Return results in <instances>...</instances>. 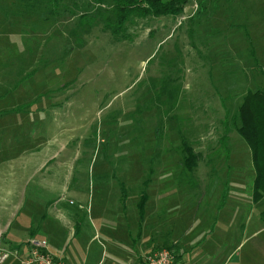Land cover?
Instances as JSON below:
<instances>
[{
	"label": "rangeland",
	"instance_id": "374dc122",
	"mask_svg": "<svg viewBox=\"0 0 264 264\" xmlns=\"http://www.w3.org/2000/svg\"><path fill=\"white\" fill-rule=\"evenodd\" d=\"M81 15L90 28H77ZM105 17L109 3L0 0V194L28 185L15 222L0 202V225L32 214L44 228L88 213L97 180H148L136 188L142 214L161 197L167 223L195 245L189 256L225 245L223 259L264 264V196L252 202L251 153L236 133L244 96L264 86V0H189L176 18L132 17L122 40ZM22 134L35 164L64 148L25 185ZM184 143L200 156L192 172ZM53 181L79 185L83 200H58Z\"/></svg>",
	"mask_w": 264,
	"mask_h": 264
},
{
	"label": "crops",
	"instance_id": "0c3cea01",
	"mask_svg": "<svg viewBox=\"0 0 264 264\" xmlns=\"http://www.w3.org/2000/svg\"><path fill=\"white\" fill-rule=\"evenodd\" d=\"M21 136V155L26 157V163L24 161L22 167L25 180L21 181V185H25L29 184L28 177L44 170L50 161L56 160L63 153L64 148L44 154L35 164L32 156L33 137L31 134ZM68 182L53 181L51 184L53 191L58 194V200L62 199L60 194H71L78 200H83L79 185H69ZM144 182L118 178L97 180L95 186L98 192L95 193L94 204L91 203L88 213L66 212L60 217L61 222L55 224V221L46 220L48 226L44 228L29 214L27 222L17 223L15 227L13 223L1 224L0 236L4 245L9 248L20 247L32 239L45 241L50 254L64 264H143L147 257L162 248L175 255L176 264H240L232 262L230 257L222 258L225 245L216 246L214 252L189 256V251L194 250L195 245L189 243L188 233L179 238L174 225L167 223L171 222L172 214L157 194L153 196L155 203L152 212L146 216L144 209L142 216L135 217L130 209L134 206L138 208L141 193L137 194L136 188L140 185L145 187ZM10 184L3 187H17L13 181ZM49 185L47 183L48 187ZM22 187L27 188L28 185ZM22 187L17 194L11 189L2 190L0 194V202L11 205V222H15L20 212V207L16 204L27 201L25 198L28 194L25 195L26 190ZM129 187L133 188L132 192ZM30 199L29 202L34 200ZM7 264H18V261L12 258Z\"/></svg>",
	"mask_w": 264,
	"mask_h": 264
},
{
	"label": "trees",
	"instance_id": "16d2710c",
	"mask_svg": "<svg viewBox=\"0 0 264 264\" xmlns=\"http://www.w3.org/2000/svg\"><path fill=\"white\" fill-rule=\"evenodd\" d=\"M100 6L110 4L112 19L104 18L105 29L109 30L115 39L122 40L125 34V26L132 17L145 18H176L183 13L189 0H90ZM99 14V13H98ZM101 15V14H99ZM78 29L91 27L93 21L85 15L78 20ZM238 126L236 133L248 146L251 153V162L254 170L252 186V202H259L264 196V86L260 90L248 92L236 114ZM182 164L192 172L198 164L199 154L193 153L191 147L183 144ZM228 151L226 154L228 155ZM145 180V187L148 186ZM147 195L142 192L138 202L139 215L142 216Z\"/></svg>",
	"mask_w": 264,
	"mask_h": 264
},
{
	"label": "built area",
	"instance_id": "2783aa9c",
	"mask_svg": "<svg viewBox=\"0 0 264 264\" xmlns=\"http://www.w3.org/2000/svg\"><path fill=\"white\" fill-rule=\"evenodd\" d=\"M10 258L16 259L18 264H64L50 254L45 241L32 239L20 247L9 248L0 236V264ZM143 264H176V258L171 251L160 249L147 257Z\"/></svg>",
	"mask_w": 264,
	"mask_h": 264
}]
</instances>
